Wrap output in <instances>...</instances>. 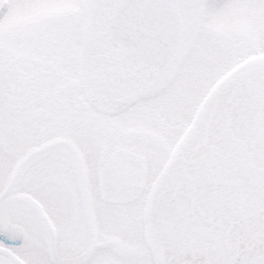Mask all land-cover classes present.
Listing matches in <instances>:
<instances>
[{
	"label": "snow or ice",
	"instance_id": "snow-or-ice-1",
	"mask_svg": "<svg viewBox=\"0 0 264 264\" xmlns=\"http://www.w3.org/2000/svg\"><path fill=\"white\" fill-rule=\"evenodd\" d=\"M0 264H264V0H0Z\"/></svg>",
	"mask_w": 264,
	"mask_h": 264
}]
</instances>
